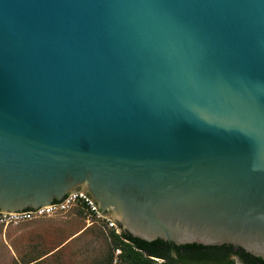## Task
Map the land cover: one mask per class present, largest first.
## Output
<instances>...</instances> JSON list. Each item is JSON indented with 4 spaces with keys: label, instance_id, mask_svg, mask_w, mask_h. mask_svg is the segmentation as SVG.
I'll use <instances>...</instances> for the list:
<instances>
[{
    "label": "water",
    "instance_id": "water-1",
    "mask_svg": "<svg viewBox=\"0 0 264 264\" xmlns=\"http://www.w3.org/2000/svg\"><path fill=\"white\" fill-rule=\"evenodd\" d=\"M72 192L264 258V0H0V210Z\"/></svg>",
    "mask_w": 264,
    "mask_h": 264
},
{
    "label": "rangeland",
    "instance_id": "rangeland-1",
    "mask_svg": "<svg viewBox=\"0 0 264 264\" xmlns=\"http://www.w3.org/2000/svg\"><path fill=\"white\" fill-rule=\"evenodd\" d=\"M111 238L78 208L16 224L0 222V264H110Z\"/></svg>",
    "mask_w": 264,
    "mask_h": 264
},
{
    "label": "built area",
    "instance_id": "built-area-1",
    "mask_svg": "<svg viewBox=\"0 0 264 264\" xmlns=\"http://www.w3.org/2000/svg\"><path fill=\"white\" fill-rule=\"evenodd\" d=\"M78 208L84 215H86L88 222L99 223L103 229L111 235L112 232L121 234L120 226L114 223L107 215H102L94 203L82 192H72L61 203H54L50 205L41 206L36 211H23V212H6L0 210V222L1 223H20L24 221H30L43 217H50L54 215H60L70 210ZM121 253V249L115 250L113 257V263L117 264L118 255Z\"/></svg>",
    "mask_w": 264,
    "mask_h": 264
},
{
    "label": "flooded vegetation",
    "instance_id": "flooded-vegetation-1",
    "mask_svg": "<svg viewBox=\"0 0 264 264\" xmlns=\"http://www.w3.org/2000/svg\"><path fill=\"white\" fill-rule=\"evenodd\" d=\"M168 247L167 254L155 258L160 264H264L252 254L246 256L242 252L243 248L231 244L204 245L197 248L175 243Z\"/></svg>",
    "mask_w": 264,
    "mask_h": 264
},
{
    "label": "trees",
    "instance_id": "trees-1",
    "mask_svg": "<svg viewBox=\"0 0 264 264\" xmlns=\"http://www.w3.org/2000/svg\"><path fill=\"white\" fill-rule=\"evenodd\" d=\"M111 235L110 254L108 258L110 264H115L113 263V257L117 248L121 249V253L118 255L117 264H157V260L155 259L156 256H163L167 254L169 250L168 246L175 244L174 242L166 241L160 238L148 241L133 236L124 230L121 234L112 232ZM184 245L197 248L204 246L203 244L198 243H188ZM242 252L248 257L251 256V253H248L243 249ZM255 258L264 262V258L262 257L256 256ZM230 264L235 263L231 262Z\"/></svg>",
    "mask_w": 264,
    "mask_h": 264
}]
</instances>
